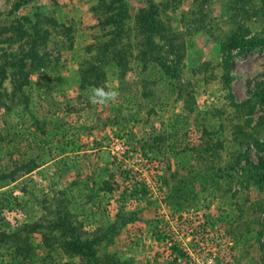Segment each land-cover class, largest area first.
Segmentation results:
<instances>
[{
    "label": "rangeland",
    "instance_id": "1",
    "mask_svg": "<svg viewBox=\"0 0 264 264\" xmlns=\"http://www.w3.org/2000/svg\"><path fill=\"white\" fill-rule=\"evenodd\" d=\"M230 37L264 39V0H0V264H89L59 206L94 264H264V48L227 82Z\"/></svg>",
    "mask_w": 264,
    "mask_h": 264
},
{
    "label": "trees",
    "instance_id": "2",
    "mask_svg": "<svg viewBox=\"0 0 264 264\" xmlns=\"http://www.w3.org/2000/svg\"><path fill=\"white\" fill-rule=\"evenodd\" d=\"M157 12H154L153 9L150 8H145L142 9L138 15L137 22L139 26L141 27V32L142 33H148L146 40H148L149 43H151V38L152 35L155 34L157 31L162 30V24L158 22L156 19L155 15ZM117 20V19H116ZM119 22L114 21L113 24L119 26ZM138 26V27H139ZM118 32H121L118 30ZM152 46V45H151ZM262 46V47H261ZM264 48V39H252V40H243L237 37H230L226 44L224 45V51L227 53V57L223 61V67H224V73H225V80L228 82L229 81V71L231 69V62H230V55L232 50L234 49H240L242 53L252 51L256 48ZM22 59L13 57L12 65L14 66L13 68L20 69L22 66ZM163 69L167 73H170L173 75L176 72L172 71V68L163 65ZM258 94V93H257ZM254 94L252 95L255 97L256 101L258 103H261L264 105V100L262 101V97L260 95ZM263 96V95H262ZM260 165L264 167V161L261 159ZM59 206V205H58ZM62 207H58L57 212V219L52 223V228L57 229L63 236L64 244L62 243V247L65 248V251L67 252H74L75 254H78L81 257H85L87 259V262L89 264H94L95 263V248H94V243L91 241H88L87 239H81L80 235L77 231V227H75L74 224L71 223L69 218L67 217L66 212H64ZM12 239L11 241H8V239L4 242L9 243V247L16 253V254H23L25 256H28L30 253V246L25 240L19 239L18 236L12 234ZM11 238V237H10ZM9 238V239H10Z\"/></svg>",
    "mask_w": 264,
    "mask_h": 264
},
{
    "label": "clouds",
    "instance_id": "3",
    "mask_svg": "<svg viewBox=\"0 0 264 264\" xmlns=\"http://www.w3.org/2000/svg\"><path fill=\"white\" fill-rule=\"evenodd\" d=\"M118 89L113 87H93L90 90L88 101L97 106H109L119 99Z\"/></svg>",
    "mask_w": 264,
    "mask_h": 264
}]
</instances>
